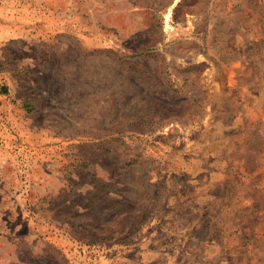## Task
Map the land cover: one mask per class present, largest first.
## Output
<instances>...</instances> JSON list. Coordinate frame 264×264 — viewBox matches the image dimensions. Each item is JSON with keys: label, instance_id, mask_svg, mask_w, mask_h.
Here are the masks:
<instances>
[{"label": "rangeland", "instance_id": "374dc122", "mask_svg": "<svg viewBox=\"0 0 264 264\" xmlns=\"http://www.w3.org/2000/svg\"><path fill=\"white\" fill-rule=\"evenodd\" d=\"M0 264H264V0H0Z\"/></svg>", "mask_w": 264, "mask_h": 264}]
</instances>
